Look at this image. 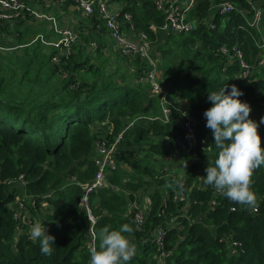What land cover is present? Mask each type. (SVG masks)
Returning a JSON list of instances; mask_svg holds the SVG:
<instances>
[{"label":"trees","instance_id":"1","mask_svg":"<svg viewBox=\"0 0 264 264\" xmlns=\"http://www.w3.org/2000/svg\"><path fill=\"white\" fill-rule=\"evenodd\" d=\"M103 1L118 6L120 16L129 13L136 30L145 32L151 45H158V80L167 93L165 106L170 108L167 119L160 96L141 81L150 68L140 58H125L131 62L125 67L129 73H118L117 80L114 74H104L102 64L121 56L97 38L81 47L78 42L84 35L79 29L71 55L60 58L59 65L51 62L56 54L52 48L46 55L25 48L15 64V98L4 95L0 78V264H89L90 228L99 249L100 230L106 226L119 230L124 224L133 228L131 234L123 235L137 249L127 264H158L152 242L157 228L166 233L164 245L169 253L161 264H264V165L252 176L256 212L215 194L214 187L203 182L205 169L219 152L203 115L212 107L209 92H219L225 85L230 92L236 85L243 93L239 99L251 108L249 118L259 125L264 147V124L260 123L264 117V62L260 65L264 0H196L189 19L210 20L215 28L200 22L187 34L149 30L150 24H163L153 0ZM224 1L235 9L220 16L213 7ZM69 5L49 8L59 12ZM255 10L260 11V31L251 25ZM88 19L93 28L100 24L94 15ZM35 22L25 15L12 24L0 23V30L8 32L16 26L17 42L27 45L40 30L30 29ZM105 33L101 27L100 34ZM55 38L52 33L49 39ZM221 46L241 51L250 67L248 80L241 78L236 58L221 54ZM171 55L177 61L173 67ZM179 101H184L183 106ZM187 118L193 137L181 127ZM118 135L117 169L106 175L108 186L86 195L95 219L92 225L80 202L96 174L94 146L101 139L112 144ZM175 150L178 157L173 156ZM150 156L154 158L149 160ZM181 164L184 167L177 171ZM176 179H182V189L169 187ZM150 183L162 192L146 194L150 205L137 230L126 205ZM17 200L29 213L31 225L39 220L55 237L51 255L42 254L39 242L29 238L30 225L15 218ZM212 200L217 203L214 210H210ZM43 205H47L45 215Z\"/></svg>","mask_w":264,"mask_h":264},{"label":"built area","instance_id":"2","mask_svg":"<svg viewBox=\"0 0 264 264\" xmlns=\"http://www.w3.org/2000/svg\"><path fill=\"white\" fill-rule=\"evenodd\" d=\"M154 6L158 12L163 15V24L160 27H156L150 24L149 30L156 32L162 31L165 33L172 34H187L192 32L200 22L198 19H189V14L194 10L196 6V0H153ZM63 4H72L82 15L86 17L95 16L96 20L100 22L96 27L99 29L104 28L108 34L111 42V49L123 58H140L145 61L149 66L150 70L144 73L141 81L147 82L154 94L160 96L162 115L167 119V115L170 111L169 107L165 104L168 102L166 99V90L162 88L159 83L157 71V64L153 62L150 55V49L152 47L150 40L145 32H139L135 28V24L132 20V16L129 13H124L120 16V8L115 7L103 0H0V23H14L17 19L23 18L25 15L36 20L45 21L51 25V31L55 39H46L43 36H38L36 39L39 40L46 47H50L55 50L56 54L52 56L51 62L55 65H59L60 58H68L72 53L73 45L79 40V32L76 28H62L57 21L50 15L43 12V8H49L51 6H58ZM216 13L220 16H226L230 14L235 7L229 1L220 2L215 5ZM260 11L255 10V15L251 25L260 31ZM211 29H214V25L209 21H203ZM92 48H96L95 42L91 43ZM221 54L227 55L229 59L236 58L242 69L241 78L248 80L250 74L249 65L243 60L241 51L233 47L231 50L225 46H221ZM231 51V52H230ZM264 60L260 61L262 65ZM61 77L65 78L66 73L62 72ZM130 123L129 125H131ZM182 129L193 137L194 131L190 125L189 119L187 118L181 124ZM120 135L117 136L116 140L112 144H108L106 140L101 139L97 141L94 146V166L96 168V174L92 182L87 186L85 190V196L81 199V205L87 210L88 219L91 224L95 223V219L91 215V212L87 206V193L92 190L108 186L106 183V175L109 172L117 169V163L114 160V154L116 152V145L120 139ZM183 151L189 152L183 144L180 142ZM179 151L173 152L174 157H178ZM21 179V178H20ZM22 180V179H21ZM217 195H223L216 191ZM181 200L183 197H179ZM20 209L23 208L21 200L16 201ZM216 201L212 200L210 203V210H214ZM150 203L147 202L146 206L140 205L137 199L129 201L126 205V210L133 213V220L137 230L142 227L146 211ZM232 210H234L232 208ZM257 207H253L252 211L256 212ZM186 212L185 209H182ZM21 216L20 213L15 214V218L18 219ZM30 223V221H29ZM90 242L89 248L95 246L94 240L95 235L92 228H90ZM166 233L163 229L157 228L152 233V242L157 247L158 255L155 256L158 264H161L166 256L169 254L165 250L164 238ZM233 246H238L237 243H233Z\"/></svg>","mask_w":264,"mask_h":264},{"label":"clouds","instance_id":"3","mask_svg":"<svg viewBox=\"0 0 264 264\" xmlns=\"http://www.w3.org/2000/svg\"><path fill=\"white\" fill-rule=\"evenodd\" d=\"M226 85L219 91L209 92L212 107L204 112L206 127L212 130L218 156L205 169L204 184L225 195L230 201L255 207L257 199L251 190L252 176L264 165V147L258 133V124L249 118L251 108L239 97L243 93L236 85L226 92ZM264 124V117L260 120ZM169 187L183 188L182 179L169 183ZM133 228L124 224L119 230L108 226L99 232V249H89V264H127L136 255V246L123 233L131 234ZM29 238L39 242L42 254L51 255L55 237L49 235L44 223L36 222Z\"/></svg>","mask_w":264,"mask_h":264},{"label":"rangeland","instance_id":"4","mask_svg":"<svg viewBox=\"0 0 264 264\" xmlns=\"http://www.w3.org/2000/svg\"><path fill=\"white\" fill-rule=\"evenodd\" d=\"M70 14L72 15V13H70ZM75 16H76V14H75ZM76 18H79V15H77ZM80 18H81V16H80ZM80 20H82V19H80ZM15 28H16V26L13 27L12 29H9V31L6 32V35L0 36V78L2 80V84H1L2 85V92H4L5 96H9L10 98H11V96H13V98H15V64H16L15 63V52H16V50H15ZM163 39L164 38H162V40ZM6 47H10V48H6ZM157 48H158L157 44H152V47L150 49L151 59L153 62H156V64H158L159 60H161V58L159 57V52L157 51ZM152 55H154L155 57H158V58L155 59L154 56H152ZM101 61H102V59H101ZM170 61H171L172 67L177 64L176 59H174V56H172V55H171ZM130 64H131L130 60L125 61V58H123V57H113L112 60L110 59L107 63L102 64V66L104 68V72H105L104 74L111 73V74H114L113 78H117L118 73L119 74H126L128 72V70H126L125 67L130 65ZM19 69L16 68V71ZM29 71H30V75H31L32 71L31 70H29ZM159 73H160L159 71H156L157 75H159ZM32 74H33V72H32ZM118 79L119 78H117V80ZM5 96H3V98ZM177 99H180V97H177ZM180 102L181 101H179V104H180ZM183 104H184V101L180 104V106H183ZM153 158L154 157L150 156L149 160H152ZM153 164L156 166V168L158 167V163L153 162ZM183 167H184L183 164L178 165L177 171L181 170ZM124 170H125V168H124ZM169 174L171 175V172ZM180 176H182V173L180 174ZM148 185L150 188H146V190L145 189L142 190L143 192L136 194L137 200L139 198H141L142 200L144 199V202H139V204L143 205V206H146L147 202L150 201L149 198L146 196V194H148V193L151 194L154 190L162 192V188L156 189L154 187L153 183L152 184L150 183ZM142 188H144V187H142ZM132 201H134V200H132ZM15 205L17 207V208H15L16 209L15 213L21 214V216L18 218V220H20L22 222V224H24V225H30V229H31L32 225L29 223V221L31 220L30 215L26 211L25 206L23 205V208L20 209L17 202L15 203ZM42 212H43V215L46 214L45 209H43ZM36 222H39V220L35 221V223Z\"/></svg>","mask_w":264,"mask_h":264},{"label":"crops","instance_id":"5","mask_svg":"<svg viewBox=\"0 0 264 264\" xmlns=\"http://www.w3.org/2000/svg\"><path fill=\"white\" fill-rule=\"evenodd\" d=\"M115 7L118 8V6ZM43 12L46 14H50L62 28H77V30L78 29L81 30L84 35L83 38L80 40V42H78V44H80L81 47H84L85 43L88 42L89 40H93L97 38L105 42L108 48H111V42L109 40L108 34L107 33H105L104 35L100 34L101 29H99L98 31L97 28H93L92 24L89 22L90 19L82 15L81 12L78 11L74 5L70 4L66 9H63L59 12H56V9L51 10L50 8H43ZM70 13H72V15ZM75 14L76 16L79 15V18H76ZM34 24L35 26L31 27L30 29L35 30L39 28L40 30L37 33H35L34 35L35 37L33 36V39L27 45H19V43L17 42L18 33L16 32L15 29V50H16L15 63L19 62V60L22 58L23 51L29 48H30L29 53H31L33 50V52L37 55H46L49 52V48L43 45L41 42L40 44L38 42L39 40H37L36 38L38 36H43L46 39L51 38L52 35L51 25L45 21H36ZM38 24L41 25L37 26ZM0 34H1L0 36H4L6 35V32L0 30ZM32 44H38V45L29 47V45ZM6 48H10V47H6ZM106 54H108V52H106ZM46 206L47 205H43V209L46 210L47 208Z\"/></svg>","mask_w":264,"mask_h":264}]
</instances>
